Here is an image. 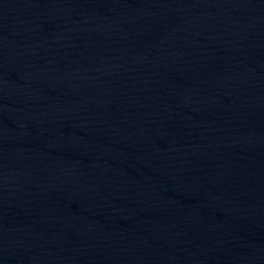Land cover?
<instances>
[{"label": "water", "instance_id": "95a60500", "mask_svg": "<svg viewBox=\"0 0 264 264\" xmlns=\"http://www.w3.org/2000/svg\"><path fill=\"white\" fill-rule=\"evenodd\" d=\"M0 264H264V0H0Z\"/></svg>", "mask_w": 264, "mask_h": 264}]
</instances>
